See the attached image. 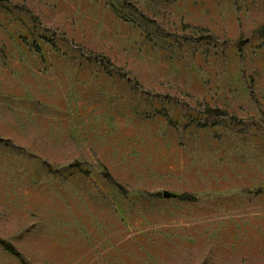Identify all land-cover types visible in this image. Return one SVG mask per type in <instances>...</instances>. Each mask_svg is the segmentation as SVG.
Here are the masks:
<instances>
[{
  "label": "rangeland",
  "instance_id": "rangeland-1",
  "mask_svg": "<svg viewBox=\"0 0 264 264\" xmlns=\"http://www.w3.org/2000/svg\"><path fill=\"white\" fill-rule=\"evenodd\" d=\"M261 26L264 0H0V264H264Z\"/></svg>",
  "mask_w": 264,
  "mask_h": 264
},
{
  "label": "trees",
  "instance_id": "trees-1",
  "mask_svg": "<svg viewBox=\"0 0 264 264\" xmlns=\"http://www.w3.org/2000/svg\"><path fill=\"white\" fill-rule=\"evenodd\" d=\"M255 33L261 37V38H264V26H261L259 27ZM52 46L55 48V45L51 42ZM34 48L37 52H40V48L37 44L34 45ZM100 63L106 68L108 69L111 64L109 62V60L105 59V58H102L100 60ZM116 72L119 73V69H114ZM252 83L250 85V96H251V99L253 100V102L257 103L256 102V99L254 97V94L252 92ZM204 114L206 116L205 120L203 123H198L197 126L200 127V128H207V127H211L213 125H215L216 121L215 119L217 118H229L231 120H236L233 116H230L228 112L226 111H222V110H219V109H212L210 107H206L204 109ZM163 117H165V119L167 120L168 124L173 126V122L171 121V119L169 118V116L166 114V113H163L162 114ZM85 179L90 182L94 187L95 186V183L94 181L92 180V178L90 177V174L87 172V171H84L82 172ZM103 178L111 185H113L114 187H116L119 191H123V188L121 187L120 184H118L116 182V180L113 178V176L108 172L107 169H104L103 171ZM179 200L181 201H190V202H193L195 201V198L189 194H183L179 197ZM0 246L6 251L8 252L10 255H12L13 257H15L16 259H18L19 261L22 262V258H21V255L9 244H6L4 242H0Z\"/></svg>",
  "mask_w": 264,
  "mask_h": 264
},
{
  "label": "water",
  "instance_id": "water-1",
  "mask_svg": "<svg viewBox=\"0 0 264 264\" xmlns=\"http://www.w3.org/2000/svg\"><path fill=\"white\" fill-rule=\"evenodd\" d=\"M164 196H166V197H167V194H164Z\"/></svg>",
  "mask_w": 264,
  "mask_h": 264
}]
</instances>
